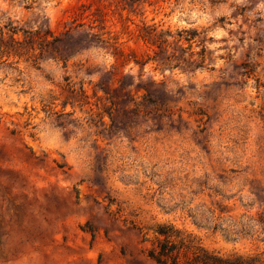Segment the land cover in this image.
Here are the masks:
<instances>
[{
    "label": "rangeland",
    "instance_id": "374dc122",
    "mask_svg": "<svg viewBox=\"0 0 264 264\" xmlns=\"http://www.w3.org/2000/svg\"><path fill=\"white\" fill-rule=\"evenodd\" d=\"M8 21L107 42L67 62L0 54V264H156L159 225L264 259V0H0ZM185 29L205 30L213 71L168 67L198 57ZM112 68L167 92L130 136L100 133L110 103L94 85Z\"/></svg>",
    "mask_w": 264,
    "mask_h": 264
},
{
    "label": "trees",
    "instance_id": "16d2710c",
    "mask_svg": "<svg viewBox=\"0 0 264 264\" xmlns=\"http://www.w3.org/2000/svg\"><path fill=\"white\" fill-rule=\"evenodd\" d=\"M82 26L83 24L77 23L68 26V28L65 27L63 32L55 34L51 31L47 21L35 24L27 22L24 25L8 21L0 28V54L17 57L25 62L31 61L37 65L39 61L47 59L67 62L77 52L96 46L105 47L107 41L102 38L101 34L93 32L92 26L80 29ZM177 35L179 37L177 41L185 40L189 43V49L194 42L198 41L201 50L196 59H193V52L183 58L176 56L177 62L173 65H171V58L174 57V54L166 56L164 61L167 62L171 70L178 67L181 60L187 64L191 71L196 68H204L207 71L214 70L213 67H208L205 63V47L203 45L206 36L205 30L185 29L179 31ZM144 37L157 42L153 34H146ZM165 42V40H160L158 45L161 46ZM141 75V73L138 75L139 81L134 82V75H118L114 68L100 72L98 81L94 85L93 94L96 95L97 91H102L105 99L110 103L104 105L103 111L98 114L100 115L99 122L103 125L100 133L109 138L119 137L122 132L130 136L132 129L139 125L140 118L148 123L147 116L153 112L157 113L165 105L167 98L165 89H162L160 94H156L142 81ZM149 82L155 84L152 80ZM131 87H134L136 92L140 89L143 90L139 95L140 100H136ZM78 92H80L81 98L87 97L82 87L76 95ZM70 103L74 104L73 101ZM105 114L109 118L107 126L103 120ZM168 119L173 125L170 116ZM163 120L164 115L158 113L155 122L158 128L164 127ZM178 120L181 121L180 116H178ZM152 129L153 127L150 125L149 130ZM110 203L112 204V202ZM220 213H222L221 210ZM154 233L156 241L148 249L147 257L156 264H264V259L260 254L222 253L218 250L204 248L194 237L183 236L181 231L171 225H159Z\"/></svg>",
    "mask_w": 264,
    "mask_h": 264
}]
</instances>
